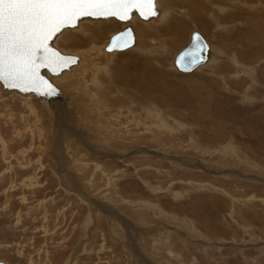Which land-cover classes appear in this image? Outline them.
Instances as JSON below:
<instances>
[{
    "label": "rangeland",
    "instance_id": "1",
    "mask_svg": "<svg viewBox=\"0 0 264 264\" xmlns=\"http://www.w3.org/2000/svg\"><path fill=\"white\" fill-rule=\"evenodd\" d=\"M156 3L126 51L103 50L114 19L55 39L82 57L61 115L0 88L5 263L264 264V0ZM193 29L211 59L180 73Z\"/></svg>",
    "mask_w": 264,
    "mask_h": 264
},
{
    "label": "snow or ice",
    "instance_id": "2",
    "mask_svg": "<svg viewBox=\"0 0 264 264\" xmlns=\"http://www.w3.org/2000/svg\"><path fill=\"white\" fill-rule=\"evenodd\" d=\"M143 19L159 18L156 0H0V82L21 92L52 95L57 91L42 70L58 76L78 62L63 54L51 41L65 31H74L84 18L124 20L131 13ZM117 43L127 46L126 33ZM190 49L181 52L177 63H199L206 45L194 36Z\"/></svg>",
    "mask_w": 264,
    "mask_h": 264
},
{
    "label": "water",
    "instance_id": "3",
    "mask_svg": "<svg viewBox=\"0 0 264 264\" xmlns=\"http://www.w3.org/2000/svg\"><path fill=\"white\" fill-rule=\"evenodd\" d=\"M133 17H137L139 20L141 21H148V20H151L153 19L154 17H149L147 20L143 19L138 13L136 12H133L130 14V16L124 20H120V19H117L115 17H109L107 19H114L120 23H123L124 25L114 31L113 33H111L106 41V43L104 44L103 46V50L105 52H108V53H112V52H123V51H126L130 48H132L134 46V43H135V36H134V28L132 27V25L129 23L130 19L133 18ZM84 19H93V18H84ZM83 19V20H84ZM100 19H104V18H100ZM100 19H96V20H100ZM120 33H126L127 36H126V39L128 40V45L127 46H121L117 43V40H114L113 37H117L118 39H121L118 34ZM199 36L201 42L206 45V48H205V51H204V57L203 59L199 62V63H192L191 61H188L186 64L185 63H177V59L180 55L181 52H184L186 49H190L193 47V44H194V36ZM56 38H53V40L51 41V43L53 44V46L55 47L54 45V41H55ZM209 44L208 42L205 40V38L202 36V34L196 30V29H193L190 33H189V38H188V42L182 47L180 48L173 56V66L174 68L180 72V73H190L192 72L193 70H195L198 66L200 65H203L207 59H208V56H209ZM61 53L63 54H70V55H73V56H76L78 57V62L73 64L71 66V69L76 66L79 61L81 60V56L80 55H77L75 53H68V52H62ZM64 71H69V70H64ZM43 74L45 75L46 78H49L51 80V82L53 83V80L57 77H60L62 74L58 75V76H53L51 73L47 72L46 70H42ZM54 85H56L55 83H53ZM57 87V86H56ZM0 88L2 91H9L17 96H20V97H24L25 99H30V100H34V101H37L38 103H40L41 105L45 106V107H50V108H53V107H57L59 106V104H62L65 100V96H64V93L62 91V89L60 87H57V91L55 94H52V95H44V94H37L36 92L34 91H28V92H21L19 91L18 89H11V88H6L4 87L3 85V82H0ZM0 264H6L4 261L0 260Z\"/></svg>",
    "mask_w": 264,
    "mask_h": 264
},
{
    "label": "bare ground",
    "instance_id": "4",
    "mask_svg": "<svg viewBox=\"0 0 264 264\" xmlns=\"http://www.w3.org/2000/svg\"><path fill=\"white\" fill-rule=\"evenodd\" d=\"M225 1H229V0H225ZM178 2V1H177ZM183 2V1H182ZM188 3H189V1H188ZM190 5V4H189ZM190 10H191V13H190V19H192V20H194L195 18L197 19V14H196V11L194 10V8L190 5V8H189ZM191 14H192V16H191ZM194 16V17H193ZM179 20V19H178ZM198 23H200V26H201V24H202V21H204V20H202V19H197L196 20ZM204 22H206V21H204ZM205 26V25H204ZM182 28H180V31H179V35H181L182 33ZM134 36H135V33H134ZM136 37V36H135ZM182 37V36H181ZM180 37V38H181ZM137 38V37H136ZM206 40V39H205ZM135 44V43H134ZM209 48H210V46H209ZM210 52H212V47H211V51H210V49H209V55H210ZM215 53V52H214ZM209 57H210V59H211V56H208V59H209ZM207 59V62L210 60H208ZM173 65V64H172ZM201 66V65H200ZM194 71V70H193ZM193 80H190V86L191 87H194L195 86V83L194 82H192ZM54 109H56V110H58V113H59V115H61V110L60 109H58L57 107L55 108V107H53ZM203 108V107H202ZM120 112V111H119ZM121 113H124V111L123 112H121ZM191 113V112H190ZM197 114H199V115H204V116H206V115H208L209 116V112L207 113L206 112V110H203V109H201L200 111H198L197 112ZM196 114V115H197ZM211 133V132H210ZM221 135V134H220ZM4 146V145H3ZM4 151H6V150H4ZM4 153V152H3ZM4 155H6V154H4ZM8 155V154H7ZM7 158L5 159V160H7L8 159V156H6ZM184 163V162H183ZM66 176H64L63 177V180H66V178H65ZM69 178V177H68ZM71 180V179H70ZM67 181V180H66ZM77 181V180H76ZM78 182V181H77ZM62 183V182H61ZM72 183V182H71ZM73 184V183H72ZM75 185V184H74ZM68 189V188H67ZM89 199V198H88ZM95 204L96 203H94V202H89V205L91 206V208H90V206H89V208H90V210L92 211V212H94L95 213ZM98 206V205H97ZM246 234V233H245ZM75 259V258H74ZM252 259V258H251ZM7 264V263H6ZM22 264H25V263H22Z\"/></svg>",
    "mask_w": 264,
    "mask_h": 264
}]
</instances>
